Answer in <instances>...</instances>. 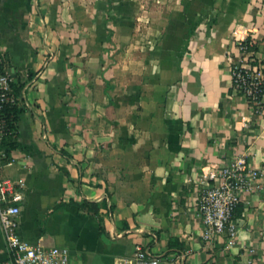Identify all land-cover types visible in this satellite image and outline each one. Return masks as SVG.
Returning <instances> with one entry per match:
<instances>
[{
	"label": "crops",
	"instance_id": "obj_1",
	"mask_svg": "<svg viewBox=\"0 0 264 264\" xmlns=\"http://www.w3.org/2000/svg\"><path fill=\"white\" fill-rule=\"evenodd\" d=\"M240 34L264 61V0H0V54L24 84L17 148L0 150L21 237L69 264H130L136 246L264 264V182L233 242H206L198 214L203 169L246 154L264 171V121L232 88Z\"/></svg>",
	"mask_w": 264,
	"mask_h": 264
},
{
	"label": "built area",
	"instance_id": "obj_2",
	"mask_svg": "<svg viewBox=\"0 0 264 264\" xmlns=\"http://www.w3.org/2000/svg\"><path fill=\"white\" fill-rule=\"evenodd\" d=\"M242 34V31H237ZM240 34L237 38L238 60L232 66V88L247 99L254 114L264 121V61L253 55L254 42ZM0 59V69H1ZM15 79L0 70V141L4 134V110L20 101L13 89ZM241 154L221 168L203 169L198 214L203 225V239L211 243L215 236L226 235L230 242L237 238L238 224L233 217L236 207L254 192L261 190L264 171ZM19 190L9 179L0 176V229L10 261L6 264H69L65 247H46L24 240L19 231ZM130 264H162L149 247L136 246Z\"/></svg>",
	"mask_w": 264,
	"mask_h": 264
},
{
	"label": "trees",
	"instance_id": "obj_3",
	"mask_svg": "<svg viewBox=\"0 0 264 264\" xmlns=\"http://www.w3.org/2000/svg\"><path fill=\"white\" fill-rule=\"evenodd\" d=\"M253 50H256L254 47ZM1 63V71L8 72L9 68H11L10 60L7 56L0 54ZM13 89L14 93L17 97L20 96L21 90L24 86L19 80L13 81ZM24 109L21 107L19 101L15 104L7 105L4 110V119H5V129L2 139L0 141V150L4 152V157L2 158V163H5L9 160L10 154L13 150L17 148L16 138H17V121L20 113ZM242 211V205L239 204L233 214V217L236 218L240 215ZM169 246L171 248H175L174 242H170Z\"/></svg>",
	"mask_w": 264,
	"mask_h": 264
},
{
	"label": "water",
	"instance_id": "obj_4",
	"mask_svg": "<svg viewBox=\"0 0 264 264\" xmlns=\"http://www.w3.org/2000/svg\"><path fill=\"white\" fill-rule=\"evenodd\" d=\"M8 72L11 74V76H12V77L15 79V81H16V74H15L14 70H13V69H9Z\"/></svg>",
	"mask_w": 264,
	"mask_h": 264
}]
</instances>
